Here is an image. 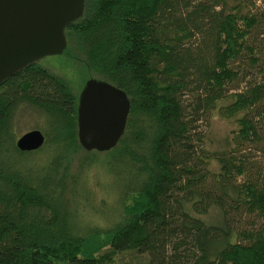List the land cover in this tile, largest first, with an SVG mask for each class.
Returning <instances> with one entry per match:
<instances>
[{
	"label": "trees",
	"instance_id": "1",
	"mask_svg": "<svg viewBox=\"0 0 264 264\" xmlns=\"http://www.w3.org/2000/svg\"><path fill=\"white\" fill-rule=\"evenodd\" d=\"M252 6L84 0L63 55L130 102L108 152L79 145V93L65 77L34 63L0 85V264H115L123 253L264 264V167L250 158L264 155V14ZM215 110L237 124L220 140L204 131ZM25 115L44 136L32 152L16 147ZM92 185L112 196L110 212L93 206Z\"/></svg>",
	"mask_w": 264,
	"mask_h": 264
},
{
	"label": "water",
	"instance_id": "2",
	"mask_svg": "<svg viewBox=\"0 0 264 264\" xmlns=\"http://www.w3.org/2000/svg\"><path fill=\"white\" fill-rule=\"evenodd\" d=\"M84 0H0V85L46 56L63 54L65 28L83 15ZM130 102L112 84L98 79L85 82L78 96L77 140L87 152H108L122 137ZM44 144L38 130L17 138L21 152Z\"/></svg>",
	"mask_w": 264,
	"mask_h": 264
},
{
	"label": "rangeland",
	"instance_id": "3",
	"mask_svg": "<svg viewBox=\"0 0 264 264\" xmlns=\"http://www.w3.org/2000/svg\"><path fill=\"white\" fill-rule=\"evenodd\" d=\"M253 4L251 7V11L260 14H264V0H250ZM261 32H264V20L261 26L259 27ZM264 37V34H262ZM264 39V38H263ZM262 43V42H261ZM262 53L264 54V43L262 45ZM40 67L49 69L50 71L54 72L59 76L65 77L72 85L74 91L76 93H80L86 80L87 74L83 71L82 63L80 61H71L65 55H55V56H46L39 61L36 62ZM255 72V71H254ZM89 80V79H88ZM224 105V104H223ZM221 106V105H220ZM209 127L205 128L204 131L212 135L216 140H220L227 135H229L232 131L237 129V124L234 120H223L219 117V113L217 110L213 111L209 115L208 121ZM33 126V118L31 116H23L21 118L20 126L18 128V135L20 136L29 130L32 129ZM251 161L262 164L264 167V155L259 153H252L250 156ZM90 200L93 202V206L104 211L105 209L102 208V205L110 206L112 203V196L106 192H103L97 186L92 185V191L90 195ZM102 213H108L105 210ZM110 212V211H109ZM115 264H147L145 257H137L131 253H123L119 254L116 257Z\"/></svg>",
	"mask_w": 264,
	"mask_h": 264
}]
</instances>
